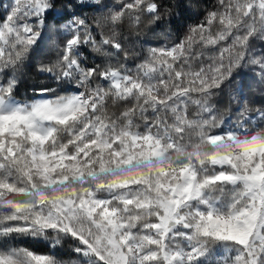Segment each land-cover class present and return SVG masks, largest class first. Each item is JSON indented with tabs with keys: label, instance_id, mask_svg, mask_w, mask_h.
<instances>
[{
	"label": "snow or ice",
	"instance_id": "obj_1",
	"mask_svg": "<svg viewBox=\"0 0 264 264\" xmlns=\"http://www.w3.org/2000/svg\"><path fill=\"white\" fill-rule=\"evenodd\" d=\"M180 7L0 0V264H264V0Z\"/></svg>",
	"mask_w": 264,
	"mask_h": 264
},
{
	"label": "trees",
	"instance_id": "obj_2",
	"mask_svg": "<svg viewBox=\"0 0 264 264\" xmlns=\"http://www.w3.org/2000/svg\"><path fill=\"white\" fill-rule=\"evenodd\" d=\"M111 2V0H108ZM177 3L181 5L178 11L180 14L178 16H173L171 19V23L165 24L160 28L155 29V32H150L147 35L142 34L139 38L141 41H146L145 47L148 46H159L164 43H170L172 41L177 40L179 37L183 36L187 31V27L190 24H194L197 22L199 17L202 15L203 6L210 3V0H176ZM84 15H87L91 18L94 13L92 10H84ZM54 55L53 45L50 40L46 41L41 45V48L36 52V61L38 60H46L51 58ZM83 55L87 59L88 63L91 64L93 62L94 56L90 52V50H83ZM33 61V65L29 66L26 69V75L20 85L19 88V98L26 99L31 98L33 96V90L43 86H51L56 87L54 81L50 80L47 76L42 75L36 71L35 62ZM97 63L100 62L99 58H95ZM130 66H132L130 64ZM254 83L249 80H241L237 79L230 86V90L235 91L237 89L243 88L244 92L252 96ZM223 102L220 107L226 106V97L222 98ZM259 99V98H258ZM25 246L33 248L38 252H45L48 250L47 245L43 242L39 241H22Z\"/></svg>",
	"mask_w": 264,
	"mask_h": 264
}]
</instances>
